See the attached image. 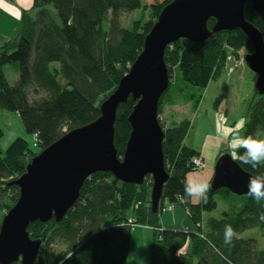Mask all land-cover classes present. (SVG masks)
I'll return each mask as SVG.
<instances>
[{
    "label": "trees",
    "instance_id": "1",
    "mask_svg": "<svg viewBox=\"0 0 264 264\" xmlns=\"http://www.w3.org/2000/svg\"><path fill=\"white\" fill-rule=\"evenodd\" d=\"M154 1L147 5L144 0H32L33 14L23 16L14 38L0 49V86H8L6 66L17 75L8 86L9 96L1 93L0 106L7 112L15 109L32 140L28 146L26 137L16 140L5 153L0 149V224L18 201L20 192L14 182L26 173L28 164L66 134L101 116L102 103L129 73L162 10L175 0ZM132 14L137 16L129 19ZM244 18L264 39V20L252 11L249 0ZM215 24L210 19L208 29L212 31ZM240 50L253 53L250 39L241 30L220 32L202 43L180 40L170 45L164 58L170 87L159 111L163 103L183 104L177 98L198 103V93L221 78L228 52ZM256 95L243 137L264 141V95ZM135 105L129 98L117 113L114 143L119 157L124 156L130 137L128 118ZM191 130L188 121L167 132L163 129V153L170 175L165 190L182 202L193 232L162 230L150 202L134 201L136 185L119 182L110 173H97L85 181L78 202L61 222L38 223L48 226L39 236L29 230L32 239L42 238L36 264H128L134 228L126 223L134 218L154 231L149 264H264V248L255 238L244 237L258 230L264 241V200L256 206L248 196L211 187L207 202L194 204L184 198V181L196 171L192 160L199 157L185 145ZM4 135L0 128V140ZM235 161L243 171L264 179V162L253 170ZM146 183L153 186V179L148 176ZM225 225L235 232L227 247Z\"/></svg>",
    "mask_w": 264,
    "mask_h": 264
},
{
    "label": "water",
    "instance_id": "2",
    "mask_svg": "<svg viewBox=\"0 0 264 264\" xmlns=\"http://www.w3.org/2000/svg\"><path fill=\"white\" fill-rule=\"evenodd\" d=\"M248 0H175L161 12L145 38L143 51L116 90L102 103L101 116L74 130L37 155L14 184L19 198L0 224V264H36L41 239H32L35 223L61 222L80 198L85 181L97 173H110L124 184L141 186L153 179L151 210L157 213L170 175L163 153L164 131L158 119L159 103L170 87L166 49L180 41L202 43L214 34L241 30L251 41L253 53L245 55L256 75L255 90L264 95V39L244 18ZM264 20V0H249ZM216 24L212 31L208 21ZM132 98L136 105L128 118L131 133L123 157L115 148V123L121 105ZM229 153L215 165L211 190L226 189L247 196L249 178Z\"/></svg>",
    "mask_w": 264,
    "mask_h": 264
},
{
    "label": "crops",
    "instance_id": "3",
    "mask_svg": "<svg viewBox=\"0 0 264 264\" xmlns=\"http://www.w3.org/2000/svg\"><path fill=\"white\" fill-rule=\"evenodd\" d=\"M26 13L33 14L32 0H0V49L14 38L22 18ZM16 80V74L15 76H12L11 82L7 79L8 86L13 84ZM8 86H0V105L1 93L9 96ZM9 115L13 116V122L11 125L4 121V118ZM11 126L12 128L15 127L16 130H19L21 135H25L21 121L15 109L13 108L12 111L7 112L2 110L0 106V128L5 131L4 138L0 141V146L3 147H0L1 150H4V147H7V144L14 141V136H11L13 132ZM232 134H234L232 128L226 126L223 116L218 110L212 109V112L206 115L205 118H202L201 121H198L192 137L193 140L190 143L187 142L186 146L199 153V156L206 162V169L202 172L195 171L190 173L187 180H206L208 183L212 181L214 168L218 158L225 153H231L228 144ZM199 201L200 200L194 198L192 199L194 204ZM161 205L164 207L170 205L175 206L174 210L162 215L159 214V224L162 230H177L183 232L194 231V226L190 218L187 216L186 208L182 202L175 198L167 189L163 193ZM250 232H255L253 238L258 241L259 247L263 249L264 241L262 240L259 231L254 230ZM148 234H150V242L152 244V229L141 226L134 229L132 233V246L128 264H149L150 247L148 250Z\"/></svg>",
    "mask_w": 264,
    "mask_h": 264
},
{
    "label": "rangeland",
    "instance_id": "4",
    "mask_svg": "<svg viewBox=\"0 0 264 264\" xmlns=\"http://www.w3.org/2000/svg\"><path fill=\"white\" fill-rule=\"evenodd\" d=\"M144 1L145 3H147V5L155 4L156 2L154 0H144ZM161 1L162 0H157V3ZM136 16L137 14H132L129 17V19L131 18L134 19ZM233 52L234 51L228 52V61L226 63V67L222 73L221 78L216 82L210 83L208 88L203 93H198V96H201L199 98L198 103L194 101H190L188 98L187 99L177 98L178 100L177 102H183V104L181 105L174 104L167 106L166 104L163 103V107L158 112V116H159L158 119H159V123L161 124L165 132L173 128L175 124L178 125L184 121L190 122L192 126V130L190 132L189 137L187 138V141L185 140L186 142L185 145H186L187 142L190 143L193 140L192 137L194 135V130L197 127L198 121L199 120L201 121L202 118H205V116L208 115L210 112H212V109H214L220 111L226 126L231 127L234 133L238 132V134L243 137L244 128L248 119V111L250 105L258 99L255 90L256 75L248 68L246 64L245 51L240 50L237 53H233ZM5 72L7 75V79H9V81L11 82L12 76H15L11 67L6 66ZM173 78H175V75ZM174 80L175 79H173V81ZM171 93L172 91L169 94ZM4 121L7 124L11 125L13 122V116L9 115L8 117H5ZM11 129L13 130L11 136H14L13 138L14 141L23 140L26 137L27 144L25 146H28V144L32 143V140L29 137L27 138L26 134L21 135L20 131L16 130L15 127L12 128L11 126ZM3 132L5 133V131ZM2 139L0 141H2ZM14 141L12 143L7 144L6 145L7 147H4V150H2L3 153L8 152V150L13 145ZM0 147L3 148L2 146ZM198 158L203 163V167L197 168L196 172H202L206 169V162L200 156ZM168 167H170V163H168ZM148 182H152V181L148 180ZM150 186H151L150 184L146 183L143 186L141 185V187L137 186V188L134 190V195H135L134 201H136L137 204L141 202L143 203V205H145L146 202L151 201L152 186L151 187ZM150 204H147L146 206L150 207ZM220 204H219V208L223 209L224 206ZM160 206H161L160 209L161 208L169 209L170 207L171 209L173 208L172 210L175 209L174 205L164 207L160 203ZM137 207L138 206H136V208ZM146 210L148 209L146 208ZM6 214L7 213H5V215ZM159 214L162 215L164 213H161L160 210L158 215ZM212 215L218 217L217 213H213V214L211 213V216ZM39 224H43V223H39ZM137 225L144 228L147 227L146 224H137ZM29 230H32L31 232L33 235L35 234L36 236H39L38 234L42 235L45 232H47L48 226L38 225L37 223V224H33L31 226V229ZM153 232L154 231L152 229V235ZM254 235L255 232H248L247 234L244 235V237L252 239ZM39 238L42 239L41 237ZM147 240H148V250H149V247L151 249L150 234H148Z\"/></svg>",
    "mask_w": 264,
    "mask_h": 264
},
{
    "label": "clouds",
    "instance_id": "5",
    "mask_svg": "<svg viewBox=\"0 0 264 264\" xmlns=\"http://www.w3.org/2000/svg\"><path fill=\"white\" fill-rule=\"evenodd\" d=\"M228 147L234 160H238L240 164L247 165L253 170L258 169L264 162V141L253 139L251 136L241 137L237 132L232 134ZM241 148L245 149L243 153L238 152ZM194 163H198V161L194 160ZM209 187L210 184L206 180H185L183 196L186 199L194 198L207 202ZM247 196L253 205L258 206L261 200H264V179L250 177ZM261 218L264 219V217ZM234 236L235 232L232 226L225 225L223 237L225 247L232 244Z\"/></svg>",
    "mask_w": 264,
    "mask_h": 264
},
{
    "label": "built area",
    "instance_id": "6",
    "mask_svg": "<svg viewBox=\"0 0 264 264\" xmlns=\"http://www.w3.org/2000/svg\"><path fill=\"white\" fill-rule=\"evenodd\" d=\"M194 160L195 161H198V163H194ZM192 165H193V168L195 169V170H197V168H200V167H203V163L199 160V158L197 157V158H194L193 160H192ZM161 207V206H160ZM173 209V208H172ZM171 209V207L169 208V209H166V208H161V209H159V212H160V210H161V213H165V212H167V211H171L172 210ZM135 220L134 219H129L128 221H127V225H129V226H131L132 228H137L138 227V225H137V223H136V221L134 222Z\"/></svg>",
    "mask_w": 264,
    "mask_h": 264
}]
</instances>
